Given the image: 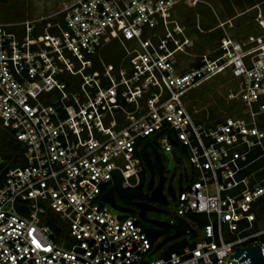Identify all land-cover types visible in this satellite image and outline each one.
Instances as JSON below:
<instances>
[{
	"label": "built area",
	"instance_id": "2783aa9c",
	"mask_svg": "<svg viewBox=\"0 0 264 264\" xmlns=\"http://www.w3.org/2000/svg\"><path fill=\"white\" fill-rule=\"evenodd\" d=\"M25 1L50 9L0 17V124L23 159L7 167L0 155V264H238L230 255L252 244L264 256V12L242 35L218 21L222 35L199 52L173 8L204 0ZM112 41L123 53L102 62ZM214 75L232 81L239 114L206 125L183 95ZM152 133L163 154L175 140L190 168L166 221L206 220L167 253L99 199L114 173L137 182V141Z\"/></svg>",
	"mask_w": 264,
	"mask_h": 264
},
{
	"label": "trees",
	"instance_id": "16d2710c",
	"mask_svg": "<svg viewBox=\"0 0 264 264\" xmlns=\"http://www.w3.org/2000/svg\"><path fill=\"white\" fill-rule=\"evenodd\" d=\"M20 1L28 2L25 0ZM261 1L262 0H231V2H227L226 0H223L222 2L224 5L222 7L225 11H232V6L234 5L242 10L244 8H249L256 3H261ZM199 3L203 2H197L192 6L185 4L178 5L195 7ZM176 21L183 26L185 34L193 38L194 47L199 52L205 47L214 46L222 35L221 29L214 27L215 25L201 28L196 21V15H193L192 13L187 14L182 20L176 19ZM252 26L253 24H247L240 35L249 32L252 29ZM213 31L214 33L211 34ZM199 39L201 41L198 44L197 41ZM112 42L121 47L118 42ZM121 55H118L114 63H117ZM231 100L236 101L235 99ZM232 114H239V105L237 102L236 107L233 108L232 112L226 115ZM221 119H215L213 122L207 123L204 120L194 118V120L201 121L206 125H210ZM258 126L264 129L263 122L259 123ZM6 130L9 139L7 140V147L3 149V153L0 152V155H3L8 159L7 167L22 165L23 159L21 145L14 139L11 132L8 129ZM155 136L156 135L152 133L137 141L135 156L138 159L140 167L137 182L132 186H123L121 183V177L114 173L109 181L101 185L99 199L101 204L107 205L120 216H134L135 223L140 226L152 242H155V245L158 248L162 247V245H167V249L164 251L167 253L172 250L178 251L180 249L185 241L184 229L188 227L190 223H195L197 226H200L205 223L206 220L200 213H190L185 218H175L174 222L171 224L166 221V216L169 214V206L173 200L174 192L180 190L186 179V175L190 172V168L187 164H178L172 155L175 164L172 169H168L166 157L163 152L158 149L155 142ZM172 143V149L174 147L181 149L184 154V149L179 146L175 140L172 139ZM259 162L260 160H258L255 165H258ZM175 168L180 169L184 173L182 178L176 175L177 186L176 183H174L175 177L173 170H175ZM2 177L3 170L0 172V182ZM254 208L256 221H258L259 224L264 225V196L259 199ZM190 233L194 234L193 230H191Z\"/></svg>",
	"mask_w": 264,
	"mask_h": 264
},
{
	"label": "rangeland",
	"instance_id": "374dc122",
	"mask_svg": "<svg viewBox=\"0 0 264 264\" xmlns=\"http://www.w3.org/2000/svg\"><path fill=\"white\" fill-rule=\"evenodd\" d=\"M204 1L205 2L199 3L195 7H185L183 5L174 6L175 18L177 20H182L187 14L192 13L193 15H196V21L201 28L211 27L216 25L218 21L229 19V22L233 24L235 32L240 35L247 24H253V15L256 10L264 12V0H262L261 3H257V8L255 9L244 8L240 10L239 7L233 5L232 11H225L223 9V0ZM226 1L231 2V0ZM49 9V5L40 2L31 3L20 0H0V17L2 16L1 18L6 21H19L26 16L44 13ZM213 33L214 31L211 34ZM200 41L201 40L199 39L197 43L199 44ZM121 54V47L113 42L103 45L97 51V57L102 62L114 63L118 55ZM232 87L233 84L231 80L219 78L214 75L188 89L184 93L183 99L195 119L211 123L215 119H221L226 116V114L231 113L233 108L236 107V101L231 100L226 96L227 92L232 89ZM257 120L258 124L262 122L264 123V115L258 116ZM8 139L9 135L7 130L0 124L1 153H3V149L7 147ZM172 155L178 164L184 163L186 165V158L181 149L174 147L172 149ZM173 172L175 177L174 183H176L177 186L176 175L182 178L184 173L176 168ZM161 249L162 251H165L167 245H162Z\"/></svg>",
	"mask_w": 264,
	"mask_h": 264
},
{
	"label": "water",
	"instance_id": "95a60500",
	"mask_svg": "<svg viewBox=\"0 0 264 264\" xmlns=\"http://www.w3.org/2000/svg\"><path fill=\"white\" fill-rule=\"evenodd\" d=\"M167 168L172 169L174 161L169 152L164 153ZM230 258H236L238 264H264V256L261 255L258 244L244 245L236 249Z\"/></svg>",
	"mask_w": 264,
	"mask_h": 264
}]
</instances>
